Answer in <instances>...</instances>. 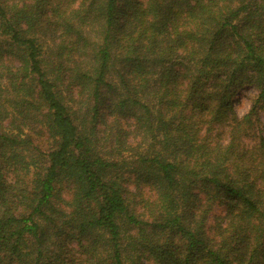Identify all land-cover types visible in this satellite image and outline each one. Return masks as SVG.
<instances>
[{"label": "trees", "instance_id": "16d2710c", "mask_svg": "<svg viewBox=\"0 0 264 264\" xmlns=\"http://www.w3.org/2000/svg\"><path fill=\"white\" fill-rule=\"evenodd\" d=\"M250 82L264 0H0V264H264Z\"/></svg>", "mask_w": 264, "mask_h": 264}, {"label": "rangeland", "instance_id": "374dc122", "mask_svg": "<svg viewBox=\"0 0 264 264\" xmlns=\"http://www.w3.org/2000/svg\"><path fill=\"white\" fill-rule=\"evenodd\" d=\"M202 83V87L200 89V95L206 96V91H209L211 86L210 84ZM238 91L233 94V97H235L231 103V107L226 112L225 118L220 122L215 121L213 126H215L210 132H212L209 136H206L208 139H224L227 140L230 137V134H228L230 127H224L225 129L221 132L219 130H214L216 127L221 125L222 123H233L236 118H241L246 112L253 108V112L250 114V123L246 125V129L241 132V143L245 146L249 147L252 144L256 143V141L259 140L260 136H264V93L263 95H260L261 86L257 85L256 82H250L248 84H243L239 86ZM198 94V95H199ZM197 95V96H198ZM194 97V99L191 102H204L206 104L211 103V100L208 98H205L204 100L202 97ZM199 98V99H198ZM187 112L190 111L191 107H187ZM193 120L196 119L195 117H192ZM196 127H198V131L200 133L204 132L205 125L201 124L202 122L196 121ZM212 126V127H213ZM213 222L212 218L209 220L208 223Z\"/></svg>", "mask_w": 264, "mask_h": 264}]
</instances>
